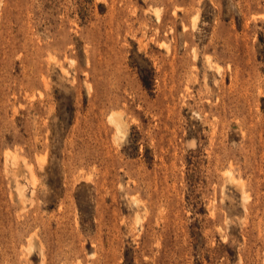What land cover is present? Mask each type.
Here are the masks:
<instances>
[{"label":"rangeland","instance_id":"rangeland-1","mask_svg":"<svg viewBox=\"0 0 264 264\" xmlns=\"http://www.w3.org/2000/svg\"><path fill=\"white\" fill-rule=\"evenodd\" d=\"M0 264H264V0H0Z\"/></svg>","mask_w":264,"mask_h":264}]
</instances>
